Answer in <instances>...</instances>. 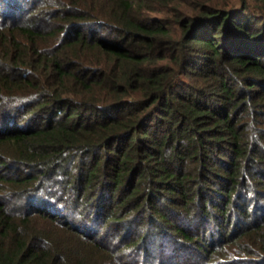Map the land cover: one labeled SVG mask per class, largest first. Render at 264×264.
Listing matches in <instances>:
<instances>
[{
    "label": "trees",
    "instance_id": "trees-1",
    "mask_svg": "<svg viewBox=\"0 0 264 264\" xmlns=\"http://www.w3.org/2000/svg\"><path fill=\"white\" fill-rule=\"evenodd\" d=\"M0 264H264V0H0Z\"/></svg>",
    "mask_w": 264,
    "mask_h": 264
}]
</instances>
